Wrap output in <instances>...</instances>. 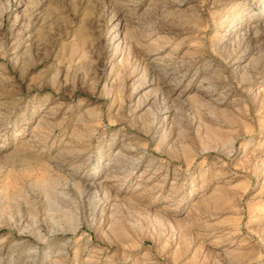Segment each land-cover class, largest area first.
I'll return each instance as SVG.
<instances>
[{"label": "rangeland", "instance_id": "1", "mask_svg": "<svg viewBox=\"0 0 264 264\" xmlns=\"http://www.w3.org/2000/svg\"><path fill=\"white\" fill-rule=\"evenodd\" d=\"M0 264H264V0H0Z\"/></svg>", "mask_w": 264, "mask_h": 264}]
</instances>
